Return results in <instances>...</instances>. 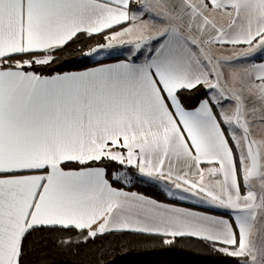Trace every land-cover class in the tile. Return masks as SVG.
Returning <instances> with one entry per match:
<instances>
[{
  "label": "snow or ice",
  "instance_id": "obj_1",
  "mask_svg": "<svg viewBox=\"0 0 264 264\" xmlns=\"http://www.w3.org/2000/svg\"><path fill=\"white\" fill-rule=\"evenodd\" d=\"M118 47L126 58L105 63ZM256 56L264 0H0V264H70L51 256L125 234L264 264ZM133 246L156 245L109 242L98 264Z\"/></svg>",
  "mask_w": 264,
  "mask_h": 264
},
{
  "label": "trees",
  "instance_id": "obj_2",
  "mask_svg": "<svg viewBox=\"0 0 264 264\" xmlns=\"http://www.w3.org/2000/svg\"><path fill=\"white\" fill-rule=\"evenodd\" d=\"M102 42V38L99 37L91 41L93 44ZM122 59V57H110L104 59V62L112 63ZM66 62L67 58L61 61L62 64ZM87 66L91 67L98 65L96 61H91ZM56 67H60V65L58 64ZM73 67L83 68L84 65H74ZM203 91V89L200 90V92ZM200 92L185 94L189 97L187 101L189 106L197 102V97H200ZM125 190L137 192L138 194L157 199L158 201L166 203L172 202L163 194V191L158 186L153 184L133 183L126 186ZM176 204L182 205L177 202ZM120 241H152L156 246L148 248L133 246L131 250L126 253H120L118 251L113 257H103L105 264H232V258L214 253L202 242L195 239L178 238L173 246L161 247L159 237L136 236L133 234H125L121 237L106 236L98 238L94 245L81 247L79 250V256H62L53 254L51 259L70 262V264H82V262L83 264H98L102 259V257L98 255V248L109 242H115V246L118 247Z\"/></svg>",
  "mask_w": 264,
  "mask_h": 264
},
{
  "label": "crops",
  "instance_id": "obj_3",
  "mask_svg": "<svg viewBox=\"0 0 264 264\" xmlns=\"http://www.w3.org/2000/svg\"><path fill=\"white\" fill-rule=\"evenodd\" d=\"M219 19V18H218ZM222 22V21H221ZM231 46H225L224 49H221L219 51H222L225 55L228 54V50L230 49ZM219 54V53H218ZM115 57H122L123 59L126 58L125 55H117ZM106 58H110V57H105L103 59H106ZM122 59V60H123ZM120 60L118 61H115V62H112V63H117L119 62ZM254 61L259 63V62H264V59H262L260 56H256L254 58ZM224 72H228L229 71V68L228 67H225L223 69ZM227 75V74H226ZM252 108V106H250V109ZM257 114L260 115V111L258 110L257 111ZM258 115H256V113L254 114L255 116V124L254 126L251 128V133H252V136L253 138L257 139V140H260V139H264V122L262 121H259V118H258ZM148 184H151V183H148ZM155 185V184H153ZM157 186V185H156ZM161 190H162V186H158ZM163 191V190H162ZM169 200H171V198H168ZM177 203H180L182 205H177L176 206H179V207H189L191 206L193 210H201V206H197V205H191L190 202H177ZM187 205V206H186ZM213 213H215L217 210H212Z\"/></svg>",
  "mask_w": 264,
  "mask_h": 264
},
{
  "label": "rangeland",
  "instance_id": "obj_4",
  "mask_svg": "<svg viewBox=\"0 0 264 264\" xmlns=\"http://www.w3.org/2000/svg\"><path fill=\"white\" fill-rule=\"evenodd\" d=\"M133 7H137V5H133ZM126 48L125 47H118L117 49H115L114 51H113V54L111 55V56H108V55H105L103 58H105V57H115V56H117V55H125L126 56ZM228 72H225V74H227ZM250 106H252V102L251 101H249L248 102V107L250 108ZM256 115H258L257 114V112H256ZM260 115H261V113H260ZM260 115H258V118H259V121H261L260 120ZM249 119H250V123H252L253 124V122H254V124H255V116H254V114H252V113H249ZM253 124V125H254Z\"/></svg>",
  "mask_w": 264,
  "mask_h": 264
}]
</instances>
